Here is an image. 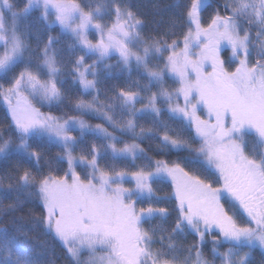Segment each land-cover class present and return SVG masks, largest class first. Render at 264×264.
<instances>
[{
    "label": "snow or ice",
    "instance_id": "6c2138e0",
    "mask_svg": "<svg viewBox=\"0 0 264 264\" xmlns=\"http://www.w3.org/2000/svg\"><path fill=\"white\" fill-rule=\"evenodd\" d=\"M151 8L0 0V264H264V0Z\"/></svg>",
    "mask_w": 264,
    "mask_h": 264
},
{
    "label": "trees",
    "instance_id": "16d2710c",
    "mask_svg": "<svg viewBox=\"0 0 264 264\" xmlns=\"http://www.w3.org/2000/svg\"><path fill=\"white\" fill-rule=\"evenodd\" d=\"M170 2L171 0H161V3H170ZM130 3L132 5L133 11H139L143 16H146L149 19H151V14H152L151 5L152 3H154V0H130ZM45 111H47V109H45ZM86 119L89 118L86 117ZM90 122L95 124V123H99L100 121L95 118H92ZM3 223L4 221H0V225H2ZM40 239H44V237L41 236ZM50 258L55 260V264H66V261L58 245L54 246V251ZM259 259H260L259 252L257 251L256 260L259 261Z\"/></svg>",
    "mask_w": 264,
    "mask_h": 264
},
{
    "label": "rangeland",
    "instance_id": "374dc122",
    "mask_svg": "<svg viewBox=\"0 0 264 264\" xmlns=\"http://www.w3.org/2000/svg\"><path fill=\"white\" fill-rule=\"evenodd\" d=\"M127 186V185H126Z\"/></svg>",
    "mask_w": 264,
    "mask_h": 264
}]
</instances>
